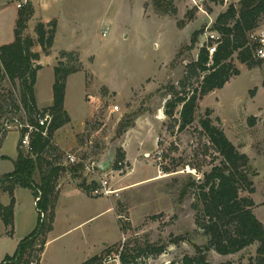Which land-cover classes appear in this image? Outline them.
I'll return each instance as SVG.
<instances>
[{"label": "rangeland", "instance_id": "1", "mask_svg": "<svg viewBox=\"0 0 264 264\" xmlns=\"http://www.w3.org/2000/svg\"><path fill=\"white\" fill-rule=\"evenodd\" d=\"M18 1L0 0V46L14 40ZM218 1L174 0L176 15L159 14L151 0L29 1L34 14V5L38 3L41 14H52L58 20L52 51L75 50L83 64V70L71 74L68 100L75 119H80L86 109L85 99L91 102L94 113L76 135L73 146L66 152L59 150L97 166L94 176L87 175L84 169L79 171L73 179L76 186L83 180L90 184L97 178L107 180L108 188L114 193L109 196L93 193V198L73 194L65 204L61 203L57 228L65 224L62 216L66 209L73 208L76 221H85L73 232H86V244L94 243L96 250L104 247L97 264H123L118 253L125 249L135 253L133 248L143 244L163 245L165 250L159 255L142 253L136 259L130 258L127 264H168L185 255H194L196 246L207 244L208 237L196 223L193 203L197 191L191 188L182 192L192 178L203 181L204 172L222 160L200 125L208 108L212 110L213 124L222 128L249 158L248 173L255 191L241 195L251 196L259 203L256 214L264 223V58L259 66L249 68L235 53L233 63L240 75L200 99L194 122L183 131L178 129L176 119L164 112L167 101L174 97L169 94L170 86L182 93L196 87V78L186 80V65L197 59L217 15L229 4H238L236 0H224L223 4ZM35 21L28 29L33 36ZM107 26L108 34L103 37ZM259 27L264 28V15ZM195 31L200 34L191 46ZM55 59L53 55L41 62L39 94L50 89ZM11 95L19 100V88L5 80L0 84V105L5 109L0 117V144L3 142L0 177L14 171L19 122L22 118L26 120L24 112L13 107ZM115 106L118 110H114ZM180 109L181 105L175 111V118L179 117ZM120 122L130 126L123 133L119 130ZM120 147L125 150L126 163L123 169L115 170L116 150ZM62 160L66 164L63 157ZM70 176L66 173L61 176L63 184ZM36 179L39 180V173ZM18 199L12 234L7 233L12 228L0 217L3 235L0 262L14 253L18 242L29 235L36 222L32 192L22 189ZM2 201L6 205L10 203L8 193H2ZM174 237L182 238L175 244ZM256 248L257 244H253L230 255H220L211 249L207 255L215 264L225 261L247 264L256 255ZM108 249L111 252L107 254Z\"/></svg>", "mask_w": 264, "mask_h": 264}, {"label": "trees", "instance_id": "2", "mask_svg": "<svg viewBox=\"0 0 264 264\" xmlns=\"http://www.w3.org/2000/svg\"><path fill=\"white\" fill-rule=\"evenodd\" d=\"M151 1L159 14H177L174 0ZM223 1L218 2L223 4ZM33 15L34 8L27 1L18 9L13 42L0 46V84L7 80L11 85L18 86L19 100L12 95L11 97L13 107L22 110L26 117V120L22 118L19 124L25 125L28 122L38 129L30 134L31 151L26 154L21 147V138L27 132V128L20 127L14 171L0 177V217L8 228L13 227L15 190L24 188L34 194L38 218L34 230L21 239L14 253L6 255L0 264H41L48 235L54 227L59 179L66 172L70 173L73 179L77 178V173L83 169L81 163L64 164L62 157L65 160V155L53 143L56 132L71 122L65 109L67 79L71 74L83 70V64L76 51H61L58 63L54 67L53 103L49 107L38 108L35 84L38 71L41 69V65L38 64L41 54L33 48L38 44L43 54H51L58 22L55 19L48 23L38 22L34 28L35 39L28 33ZM263 15L264 0H241L238 4L231 3L226 10L217 15L211 28L221 35L216 51L210 58L209 51L204 45L199 49L197 59L186 65L188 74L186 80L196 78V87L190 92L182 93L175 86H170L169 94H173L174 97L167 101L164 112L167 117L176 119L180 131L194 122L200 99L216 89H222L233 76L240 75V70L233 63L235 53L238 54L240 62L249 68L261 64V59L255 60L254 45L249 43L248 34L259 27ZM199 34L198 31L193 33L191 46L197 42ZM185 84L186 82L183 83ZM253 93L254 90L251 91V94ZM179 105H181L179 117L175 118V111ZM3 110L4 106L0 105V117L5 113ZM46 114L51 117L48 125H40L39 116L44 117ZM211 114L212 110L206 109V116L200 120V125L222 160L219 165L204 172L203 181L192 178L182 192L186 193L191 188L197 191L196 202L193 203L197 211L196 223L208 237V242L204 246H196L194 255H185L181 260L168 264H215L208 259L209 250L213 249L220 255H230L253 244H257L256 255L251 256L247 264H264V224L254 212L256 206L254 199L241 195L242 192L252 194L255 191L248 173L249 158L238 150L222 128L213 124ZM129 127L120 122V133ZM45 129L47 136L42 134ZM125 163L126 153L120 147L116 150L113 169H123ZM37 173L39 180L36 179ZM77 186L92 196L96 182L88 184L83 180ZM2 193L9 194L8 205L1 202ZM7 233L12 234L13 228ZM181 238L174 237L172 242L179 243ZM133 250L135 253H130L126 249L118 253L123 264H127L130 258L136 259L142 253L162 254L165 247L143 244ZM110 252L111 250H106L107 254ZM102 257L103 254L94 255L82 264H97ZM217 264L235 263L225 261Z\"/></svg>", "mask_w": 264, "mask_h": 264}, {"label": "crops", "instance_id": "3", "mask_svg": "<svg viewBox=\"0 0 264 264\" xmlns=\"http://www.w3.org/2000/svg\"><path fill=\"white\" fill-rule=\"evenodd\" d=\"M27 1H30V0H27ZM36 5H38V3L37 4L35 3V5H34L35 6V14L29 22V27H30L31 23L33 22V19L36 20L35 24H37L40 21L44 22V23H48L53 19L57 20V18H55L52 14H50V15H47L44 13L41 14L42 11L40 12L39 8ZM17 14H18V11H17ZM16 19H17V17H16ZM57 22H58V20H57ZM58 26L59 25L57 24L55 42H56L57 35H58ZM108 29H109V27L107 26V28L103 31V33H102L103 37H104L103 34L105 32H106V35L108 34ZM31 36L36 39V35H34V36L31 35ZM55 42H54V44H55ZM33 49H34V51H37L41 54L40 60L38 61V64L41 65V69L38 71V74H37V81L35 84V97H36V102H37L38 108L42 109V108H46V107L51 106L53 103L54 70H53V78L51 80L49 91H47L45 94H39L37 91V86H38L40 74L43 70L42 69L43 66H42L41 62L45 57H51L54 55L56 58L55 59L56 64L53 66V69H54V67L58 63L57 57L59 55V52L63 51V50H60L59 52L57 51L58 53L56 51L55 52L51 51L50 55H45V54H43L40 45L36 44ZM52 50H53V48H52ZM64 51H75V50H64ZM52 52H54V53H52ZM71 76L72 75H70L67 79V87H66V95H65V109L71 118V122L69 124L65 125L64 127H62L61 129H59L53 138L54 145L57 146L60 150H63L65 152L73 146V144L76 140V135L83 130V127H84L86 120L91 118L93 113H94V111L90 105L91 102L86 101V99H85V103L87 104V107L83 111V113L81 114L80 119H75V116L73 113L74 109L68 100V84H69V79ZM85 90H86L85 91V95H86L87 94V87ZM90 98H93V97L90 96ZM76 117H77V115H76ZM2 144H3V142L0 144V149L2 148ZM66 174L70 175V173H68V172H66ZM61 180L62 179H59L58 188H57L59 190V196H58L57 203H56V216H55L54 227H53V230L48 235L45 251H44V253L42 255V259H41V264H82L87 259L93 257L94 255L99 254L104 247L103 248L101 247V248L96 250V246L94 243L86 244V241H85L86 232H81V233H77V234H75L73 232L78 227L83 225L85 223V221H81V222L76 221L75 218L77 217V214H76L75 210L71 207L67 208L66 209L67 212L65 211V213L62 216L65 219V221H64L65 224H63L64 226L62 228H59V229L57 228L58 223H59V219L61 217V203L63 202V204H65L64 203L65 200L67 198H69L70 196H72L73 194H76V193H79L80 195L88 197V198H93L95 196L91 197V196L87 195L81 188L76 186L73 183L74 181H73L72 177L65 184H63V182ZM22 189H24V188H17L15 190V198H16L15 208L19 204L18 194L20 193V191H22ZM29 191L32 192L31 190H29ZM32 195H34L33 192H32ZM34 200H35V197H34ZM1 202L3 203L2 195H1ZM3 204L6 205L5 203H3ZM255 204H256V206L254 208V212L256 214L259 203H257L255 201ZM262 204L264 205V202ZM34 205H36V200L34 201ZM263 205H261V206H263ZM256 216H257V214H256ZM93 217L88 218L87 220H90ZM37 218H38V211L36 214V222L32 226L30 233L36 227ZM68 218H69V222L66 223V220H68ZM2 238H3V235L0 236V239H2ZM58 239L59 240L64 239V240L62 242L58 243L57 242V241H59ZM107 246H109V245H107Z\"/></svg>", "mask_w": 264, "mask_h": 264}, {"label": "built area", "instance_id": "4", "mask_svg": "<svg viewBox=\"0 0 264 264\" xmlns=\"http://www.w3.org/2000/svg\"><path fill=\"white\" fill-rule=\"evenodd\" d=\"M237 2H240L241 0H236ZM27 3V0H20L17 2L16 6L17 8H21L22 6H24ZM104 36L106 35V32L103 34ZM248 40L249 43L254 45V57L258 58V59H263L264 58V28L258 27L253 29L252 31L249 32L248 34ZM221 41V35L214 31V30H210L208 32L207 35V39L205 40V42L202 44V46H206V48L209 51L210 54V58L212 57V55L214 54V52L216 51V48L218 46V44ZM118 106L114 107V110H118ZM51 117L49 114H46L44 117H40L38 118V121L40 123V125H48L49 121H50ZM20 127H25L27 128V132L23 135V137L21 138V147L23 149H25L27 152L31 151V147H30V134L34 131H37V127H35L34 125H31L30 123L26 122L25 125H20ZM43 136H47V129H45L42 132ZM65 161L66 164H77V163H81L83 165V169L86 171L87 175H95V173L97 172V166L95 165V163L92 164H88L85 163L84 160H82V158L77 157L76 155H74L73 153H68L65 155ZM96 182L97 187L93 190V195L95 196H109L112 193H114L112 190H110V188H108V182L107 180H98L97 178H93L91 180V182Z\"/></svg>", "mask_w": 264, "mask_h": 264}]
</instances>
